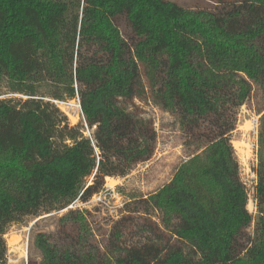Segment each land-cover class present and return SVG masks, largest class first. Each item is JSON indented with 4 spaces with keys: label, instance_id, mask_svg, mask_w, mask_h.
<instances>
[{
    "label": "trees",
    "instance_id": "trees-1",
    "mask_svg": "<svg viewBox=\"0 0 264 264\" xmlns=\"http://www.w3.org/2000/svg\"><path fill=\"white\" fill-rule=\"evenodd\" d=\"M215 5L0 0V85L6 78L16 90L30 92L23 102L0 99V262L9 223L44 208H65L77 198L85 201L99 192L105 177L125 176L132 164L150 158L152 125L118 103L137 95L141 63L156 74L159 102L188 125L206 119L218 125L225 100L245 102L251 84L243 79L231 92L227 73H244L264 86V0H215ZM87 44L102 56L84 58ZM35 81L57 86L51 99L78 94L87 126H97L94 137L69 126L51 99L36 98ZM220 129L208 140L205 156L191 157L170 183L143 199L162 212L164 225L191 245V253L148 240L100 258L84 248L90 232L85 211L72 209L63 218L73 220L67 246L37 234L40 264H264V125L255 219L227 130Z\"/></svg>",
    "mask_w": 264,
    "mask_h": 264
},
{
    "label": "rangeland",
    "instance_id": "rangeland-1",
    "mask_svg": "<svg viewBox=\"0 0 264 264\" xmlns=\"http://www.w3.org/2000/svg\"><path fill=\"white\" fill-rule=\"evenodd\" d=\"M172 1L193 9H212L216 6L215 0ZM121 29L126 36V27L122 25ZM96 56H102L100 49L87 44L83 57L88 59ZM226 75L231 79L228 85L231 92L238 89L239 82L243 79L251 84L252 89L245 102L235 105L232 99L225 100L223 110L215 119L218 125H213L208 119L201 120L198 125H188L183 122L178 112L164 107L159 102L156 74L141 63L137 95L132 99L120 98L118 103L144 123L152 125L155 139L150 158L132 164L125 176L105 177L99 192L85 201L77 198L65 208H44L38 214L25 215L9 223L3 235L5 254L0 264H40L43 256L35 245V238L39 233H46L51 241L59 246H67L74 236L73 220L63 218L72 209L85 211L90 232L89 242L84 248L94 249L100 258L117 256L124 248L148 240L164 245L176 244L186 253H191V245L177 239L164 225L162 212L143 199L170 183L181 164L191 157L205 156L208 140L217 135L220 128L227 130L239 163L240 179L248 192L247 209L255 219L258 216L255 186L260 148L259 132L264 125V86L252 82L244 73ZM33 85L35 97L44 101L53 98L58 89L49 81H35ZM15 92L21 91L16 90L15 85L5 78L0 85L1 97L13 98V102H23L30 93L23 91V96ZM67 113L59 114V117L66 119L65 122H68L69 126L78 128L84 135L94 137L97 126L87 129L80 107H71L67 109ZM256 119L258 127H255ZM92 180L93 175L86 178L88 183ZM64 228L66 233L63 232ZM247 234L254 236V222L248 227Z\"/></svg>",
    "mask_w": 264,
    "mask_h": 264
},
{
    "label": "built area",
    "instance_id": "built-area-1",
    "mask_svg": "<svg viewBox=\"0 0 264 264\" xmlns=\"http://www.w3.org/2000/svg\"><path fill=\"white\" fill-rule=\"evenodd\" d=\"M0 99H5V98L0 96ZM51 102L54 103L56 105V107H58L64 114L67 113V109H69L71 107H74V106L80 107L81 111H82V115H83L84 121H85V125H86V127L88 129V126L86 124V119H85V116H84V113H83V110H82V107H81V101H80V98H79L78 94L76 95V97L74 99H51ZM67 114L69 115V113H67ZM255 122H256V124H255L256 126L255 127H258V119H256ZM256 132H257V129H256ZM90 137H92V136H90ZM255 146L257 147V144ZM99 199H101V198L99 197Z\"/></svg>",
    "mask_w": 264,
    "mask_h": 264
}]
</instances>
